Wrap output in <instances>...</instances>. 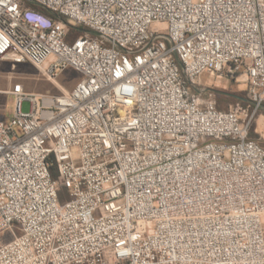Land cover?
Wrapping results in <instances>:
<instances>
[{
  "label": "built area",
  "instance_id": "built-area-1",
  "mask_svg": "<svg viewBox=\"0 0 264 264\" xmlns=\"http://www.w3.org/2000/svg\"><path fill=\"white\" fill-rule=\"evenodd\" d=\"M0 61L81 75L4 92L0 264H264V0H0Z\"/></svg>",
  "mask_w": 264,
  "mask_h": 264
},
{
  "label": "rangeland",
  "instance_id": "rangeland-1",
  "mask_svg": "<svg viewBox=\"0 0 264 264\" xmlns=\"http://www.w3.org/2000/svg\"><path fill=\"white\" fill-rule=\"evenodd\" d=\"M78 28L83 29L82 27ZM82 35L83 32H73V36L76 38ZM80 79L81 75L77 71L67 68L58 74L56 80L51 82L44 79L32 65L19 64L12 67L7 61H0V121H7L14 115L15 98L2 93L8 91L13 83H21L26 93L58 95L62 92L71 91ZM197 88L212 89L220 109H226L235 103L245 107L248 103L246 85L241 80H231L224 74L218 76L201 74L198 78ZM29 109V103L23 102L21 105L22 112H28ZM249 134L250 138L258 140L260 145L264 147V104L256 111ZM61 200H64L63 194H61Z\"/></svg>",
  "mask_w": 264,
  "mask_h": 264
},
{
  "label": "trees",
  "instance_id": "trees-1",
  "mask_svg": "<svg viewBox=\"0 0 264 264\" xmlns=\"http://www.w3.org/2000/svg\"><path fill=\"white\" fill-rule=\"evenodd\" d=\"M45 14H47V15H49L48 13H47V11L46 10H42ZM252 127V126H251ZM251 129V128H250ZM53 175L55 176V173H53Z\"/></svg>",
  "mask_w": 264,
  "mask_h": 264
},
{
  "label": "crops",
  "instance_id": "crops-1",
  "mask_svg": "<svg viewBox=\"0 0 264 264\" xmlns=\"http://www.w3.org/2000/svg\"><path fill=\"white\" fill-rule=\"evenodd\" d=\"M9 90V89H8ZM2 93H4V92H2Z\"/></svg>",
  "mask_w": 264,
  "mask_h": 264
}]
</instances>
